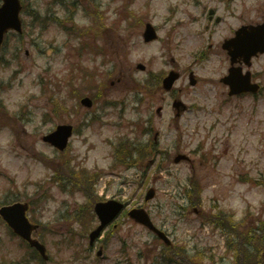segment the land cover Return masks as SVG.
<instances>
[{"label": "rangeland", "instance_id": "374dc122", "mask_svg": "<svg viewBox=\"0 0 264 264\" xmlns=\"http://www.w3.org/2000/svg\"><path fill=\"white\" fill-rule=\"evenodd\" d=\"M185 1L134 2V5L152 8V18L161 24L162 34L166 36L165 46L162 48L164 42L145 44L143 40L139 41L136 38L134 44L131 43V39L129 40L125 30L119 32V37L113 41L122 48L121 58L119 62L110 65L115 74L108 80L113 88L104 94L93 111H84L87 117L97 116V120L90 125L83 124L82 132L74 138L69 159L74 164L79 161L88 168L103 169L104 173L99 178L100 184L96 188L98 196L127 199L130 206L144 205L155 222L170 233L176 245L182 246L191 255L201 251L205 256L202 261L206 264H228L227 257H220L226 252L227 234L223 228L203 222L202 212L194 210V207L198 206H189L186 201L185 187L189 178L197 174L199 176L197 180L204 184L205 211L215 213L218 209H223L226 213L233 214L235 224L239 223L243 227L264 219V89L256 96L244 95L229 99L228 88L220 81L227 72L225 54L220 49L215 50L211 52V58L204 63L194 62V52L198 44L194 40V35L202 23L191 20L193 16H198L201 10L199 12L193 2ZM204 2L207 5L221 6L220 13L228 16V21L220 25L218 38L228 34V28L240 24L243 18L249 19V23H260L264 20V0H232L229 6L232 13L224 9L225 1ZM121 3V0H116L111 5L118 6ZM45 6L44 4L43 10ZM172 7L178 9L166 23L167 11ZM76 19L81 23L90 22L83 17L82 11L76 14ZM66 38V31L60 28L58 23L53 22L39 40L43 42L42 46L46 51L51 46L59 48L58 51L51 56L37 52V56L34 57L32 52V56L28 58L22 52L21 61L11 62L8 68L0 66V84L5 101L22 102L32 93H38L40 85L37 84V80L45 66L52 67L50 72L66 73L67 63L70 62L64 56L67 51ZM167 54L170 56V64L178 63L183 71L180 80L182 100L189 105L180 122L176 121L172 125H168V121L173 117L171 105L165 109L164 121L160 123L157 119L155 108L159 102V93L146 95L118 85L121 77L126 75V72L120 70L123 69L128 74L133 70L136 76L143 77L146 71L137 68L138 62H143L147 68L158 69L165 66L163 61ZM173 56L178 62L176 60L174 63L171 62ZM253 60L252 69L258 73L259 80L264 85V55ZM21 65L24 67L20 68ZM191 69L201 79L196 85L190 84L188 72ZM11 81L12 86L6 89V84ZM141 97L144 98L143 102L139 100ZM42 101L43 99H38L37 103H43L45 100ZM8 107L11 110L14 105ZM40 111L34 110L31 126L39 124ZM152 116L155 117L153 124L156 129L163 132L158 145L162 153L139 181L137 180V174L141 173L139 164L130 167L118 163L115 167H110L113 160L109 156L112 148L109 143L110 141L117 143L118 138L122 137L119 134L125 133H129L136 140L139 138L148 140L149 136L145 137L134 131L130 121ZM80 119L81 116L76 117L77 125L82 123ZM8 124L7 131L0 133V169L7 171L10 177L16 179L15 184L23 192L26 190L22 183L28 179L26 184L30 198L48 193V197L41 200L39 205L35 203L32 205L29 216L36 219V213L37 218L44 223L47 225L51 223V228L58 233L54 234L55 236L68 233L71 224L66 220L68 215L65 216V211L68 209L67 212H71L78 203L85 202L87 197L79 191L73 194L56 186L38 188L39 192L35 193L37 191L31 182L36 178H45L48 171L32 156L37 155L32 153L31 148L36 152L37 149L40 151L44 148L49 154L51 151L48 147H43L40 135L29 136L27 140L20 138L18 141L13 133V125ZM31 126H27L30 132ZM43 128L46 131V126L41 123V132H44ZM165 151H168L170 157ZM178 153L188 154L190 159L176 163L174 158ZM7 184L9 182L6 178H0V190ZM150 186L155 187L157 193L153 199L145 201L146 189ZM12 193L2 192L0 201H3L5 195ZM248 209L250 214L247 213ZM62 211L64 214L61 217ZM121 218H124L125 225L118 229L111 228L112 232L108 239L110 245L109 248H105L103 254L105 256L96 257L93 254L92 258L85 260L83 264L89 263L90 260L99 261L101 264H115L117 260L122 259L120 251L122 237L129 241L126 250L130 258L136 260L139 251L145 255L140 264L150 262L153 254L163 248L162 241L154 238L153 232L129 217L122 215ZM2 235L5 239L6 233L3 232ZM52 239L53 236H50V240ZM49 245L51 252L53 248L56 254L57 246L53 242ZM205 245H216V249H206L203 247ZM73 248L64 247L63 252L59 254L60 258L72 256ZM3 251L0 242V258ZM15 255L9 252L11 257H18L19 254ZM213 256L218 259L217 263L212 261ZM194 258L199 260L198 256Z\"/></svg>", "mask_w": 264, "mask_h": 264}, {"label": "flooded vegetation", "instance_id": "af4514ba", "mask_svg": "<svg viewBox=\"0 0 264 264\" xmlns=\"http://www.w3.org/2000/svg\"><path fill=\"white\" fill-rule=\"evenodd\" d=\"M79 1H74L72 2V4H78ZM202 8H205V6H202ZM147 9V7H133L130 6L129 7V12L127 14V28L128 29H134L138 26H135L136 21L134 19L137 20H141L140 25H144L147 22V19L145 18V16L143 14H146L145 10ZM213 10V14L211 13V11ZM208 9L207 11H205V15L208 18V21L205 24V28L206 31L204 33H199L195 36V40L200 41V40H205L206 38L208 39V50L211 51L214 47H215V43L213 42L214 38H215V33H216V27L218 25H220L221 23H223V21L226 19L225 17L219 15V13L217 12L216 9ZM134 14H136L134 16ZM249 22V19H242V21L240 22V24H245ZM139 25V26H140ZM234 29H232L233 31ZM142 35V33H141ZM231 34L227 35V36H223L221 38V40H218V43H223V41L231 36ZM222 45V44H221ZM227 58L229 59V56L227 55ZM67 84L62 86V87H57V90L61 89L62 90V95L58 96L57 94L54 95L51 99L52 101L49 103L50 107H49V111L46 114L47 116V120H53L55 118L58 119V124L59 123H68L71 122L70 121V116H74L76 113L73 112L71 113L70 111V98H71V94L72 97L74 99H77V92L75 91V87H72L71 85L68 84V81L66 82ZM180 88L177 91H170L168 93V98L170 99H174L177 96H179L180 94ZM77 115H82V113H80V111L78 110ZM153 120V118H152ZM161 120V119H160ZM53 130V129H52ZM26 131V130H24ZM16 132L19 134V130H16ZM66 152H63V154L65 155ZM63 162H66V159L63 158ZM77 178L78 180L75 181L74 179L72 180V183H77L80 186H84L85 184V175L83 171H78L77 172ZM61 179L62 182H69L70 178L67 174H62L61 176L58 177V180Z\"/></svg>", "mask_w": 264, "mask_h": 264}, {"label": "water", "instance_id": "95a60500", "mask_svg": "<svg viewBox=\"0 0 264 264\" xmlns=\"http://www.w3.org/2000/svg\"><path fill=\"white\" fill-rule=\"evenodd\" d=\"M21 6L18 0H5V4L3 5V7H1L0 9V42L2 40V36L3 33L5 32V30L11 26H15V22H18V13L20 10ZM250 27V38H251V43L248 42V44H246V53H248V56H250L251 54L254 53H258L263 52L264 51V24L258 25V26H254V25H249ZM226 47H228L229 52L234 56L243 54L244 52V46L243 44H239L238 42H236L234 44V42H229L228 44L225 45ZM252 49V51L250 52V50ZM177 74H173L170 78L171 81L170 83L166 86L169 88L172 85V82L174 81V79L176 78ZM240 76V78H239ZM228 77H231L229 80H225L226 82H229L231 85V94L236 92V91H245V90H249L252 89V87L250 86L248 80H246V78H244L243 76H241L240 74H232ZM242 77V79H241ZM259 88V85L257 83H255V87L254 90H257ZM85 101L87 102V104H89V100L85 99ZM70 134V132H66L64 135H62V137L58 140V142L61 143V146L64 147V145L66 144V140H67V136ZM153 194V193H152ZM152 196V195H148V198ZM100 214H103L101 212V207L98 209ZM138 213V215L140 216L139 219L141 221L146 222L148 220V216L147 214L144 212L143 209H139V210H134V215ZM148 223V222H146ZM150 224V223H148ZM151 225V224H150ZM99 230V229H98ZM97 230V231H98ZM95 231V233L97 232ZM264 264V263H262Z\"/></svg>", "mask_w": 264, "mask_h": 264}, {"label": "trees", "instance_id": "16d2710c", "mask_svg": "<svg viewBox=\"0 0 264 264\" xmlns=\"http://www.w3.org/2000/svg\"><path fill=\"white\" fill-rule=\"evenodd\" d=\"M264 232V226L261 228ZM264 237L263 233L261 234ZM245 256V264H255L260 258V252L264 250V240L260 239L254 234L246 233L239 244ZM249 248L254 249L250 251Z\"/></svg>", "mask_w": 264, "mask_h": 264}]
</instances>
